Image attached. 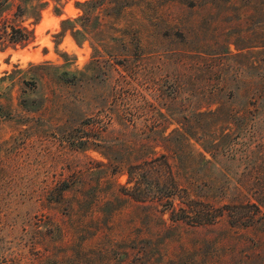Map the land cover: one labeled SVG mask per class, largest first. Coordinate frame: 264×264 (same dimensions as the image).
Instances as JSON below:
<instances>
[{
    "label": "rangeland",
    "instance_id": "obj_1",
    "mask_svg": "<svg viewBox=\"0 0 264 264\" xmlns=\"http://www.w3.org/2000/svg\"><path fill=\"white\" fill-rule=\"evenodd\" d=\"M85 1L0 0L2 16L35 33L24 47L0 48V264H264V105L245 95L224 98L236 117L202 120V135L217 145L214 160L193 159L205 178L194 194L262 208L211 222L209 213L178 218L151 213L123 194L115 198V180L125 183L126 173L113 175L98 162L106 158L84 148L87 138L75 128L88 116L108 117L113 88L139 96L132 98L135 124L125 126L114 110L111 136L168 134L177 119L195 121L199 115L190 106L205 109L210 98L197 90L206 86L203 67L177 65L180 54L241 49L248 52L245 63L234 68L254 70L252 54L264 56L250 46L264 41V0ZM85 25L95 38L84 33ZM73 26L81 32L74 34ZM102 39L120 64L90 63ZM141 55L144 65L136 59ZM73 76L83 83L69 84ZM178 82L175 100L169 93ZM44 95L46 106L26 110L23 97ZM156 121L161 126L155 128ZM65 181L83 188L59 198L52 188Z\"/></svg>",
    "mask_w": 264,
    "mask_h": 264
},
{
    "label": "trees",
    "instance_id": "obj_2",
    "mask_svg": "<svg viewBox=\"0 0 264 264\" xmlns=\"http://www.w3.org/2000/svg\"><path fill=\"white\" fill-rule=\"evenodd\" d=\"M85 3L88 1L86 0ZM17 7L22 10L20 5ZM85 17H90V15L87 14ZM67 20L69 19L62 21L64 32L66 31L64 22ZM72 28L73 33L81 32L76 26ZM87 28L85 25L84 33L95 38ZM34 40L35 33L32 28L11 23L7 17L0 13L1 49H6L9 46L24 47ZM102 40L97 41V45H94L95 51L99 54H93L90 63L110 61L114 66L120 64L118 53L108 51L105 47L106 43H104L106 40ZM250 46L260 47L261 50H264V41H256ZM102 50L109 56H103ZM258 50L260 49L254 52H258ZM247 53V51L239 49L235 53L231 50L213 53L197 50L184 51L180 54L177 65L188 64L195 66L196 69H200L198 66L203 67L201 69L202 79L205 80L206 86L197 90L198 93L210 99L205 109L190 106L189 110L199 115L195 120L196 123L191 119L187 122L177 119L178 125L168 134L121 133V135L111 136L108 131H110V126L116 122L112 115L114 110L124 115L122 122L125 126L135 124L133 111L138 109V105L132 101V98L139 96L133 91L129 92L123 88L117 91L113 88L108 102L110 108L108 117L97 121L93 116H88L75 127L81 133V138L85 136L87 138L82 139V146L97 149L106 158V161L98 162L109 166V171L113 175L126 173L125 183L115 180L117 185L114 189L115 198H120L123 194L130 200L145 206L144 208H150L151 213H171V216H178V218L201 217L202 214L209 213L207 220L210 222L223 213H262L258 202L238 200L216 204L210 198L194 194L196 187L205 181V178L194 170L193 159L199 155L206 161L214 160L213 149H216L217 145L216 141H207L202 135L204 132L202 128H205L202 120L208 121L214 118L217 120L221 113H227L230 116L229 119H234L237 112L233 108H228L230 105L227 106V101L224 98L234 99L245 95L251 103L257 104V106L264 105V56L259 57L255 53L252 54L250 59V63L254 67L252 71L241 67L234 68L235 65L245 63L244 58L247 57ZM136 59L143 65L147 63V58L143 55L137 56ZM195 71L192 70V76ZM78 81L83 83L84 80L77 76L68 79L69 84L73 85ZM36 85L34 83L33 87ZM181 92L182 85L181 82H178L169 94H173V99L177 100ZM47 100V95L39 99L23 97L22 103L26 110L39 111L46 106ZM32 104L37 106L36 109L28 107ZM214 104L217 105L213 107ZM1 110L2 106H0ZM125 112H129L132 117H126ZM7 115L9 118L14 116L12 111H8ZM159 123L156 121L154 127L161 126ZM208 153L211 155L210 158L207 157ZM183 154H188L192 158V160L188 159L189 164L183 162ZM73 188L83 187L81 185L76 187L65 181L55 185L52 189H58L59 198L64 199L66 191ZM56 201L60 202V199H56Z\"/></svg>",
    "mask_w": 264,
    "mask_h": 264
}]
</instances>
